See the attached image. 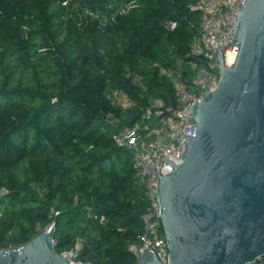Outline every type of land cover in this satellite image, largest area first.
Instances as JSON below:
<instances>
[{"label": "trees", "instance_id": "obj_1", "mask_svg": "<svg viewBox=\"0 0 264 264\" xmlns=\"http://www.w3.org/2000/svg\"><path fill=\"white\" fill-rule=\"evenodd\" d=\"M188 1L0 0V249L53 223L58 254L136 264L129 245L148 202L113 136L149 101L176 104L158 66L181 58L192 78L198 13ZM114 89L133 105L114 102Z\"/></svg>", "mask_w": 264, "mask_h": 264}, {"label": "water", "instance_id": "obj_2", "mask_svg": "<svg viewBox=\"0 0 264 264\" xmlns=\"http://www.w3.org/2000/svg\"><path fill=\"white\" fill-rule=\"evenodd\" d=\"M232 66L189 112L182 163L159 177L157 199L166 264H247L264 255V0H247L235 16ZM54 227L0 264H75L54 250ZM85 264V263H81ZM139 264H164L146 249Z\"/></svg>", "mask_w": 264, "mask_h": 264}, {"label": "built area", "instance_id": "obj_3", "mask_svg": "<svg viewBox=\"0 0 264 264\" xmlns=\"http://www.w3.org/2000/svg\"><path fill=\"white\" fill-rule=\"evenodd\" d=\"M246 2L247 0L188 1L189 9L198 13L197 19L190 21L196 34L186 54L196 58L190 62L192 78L188 77L181 58H177L173 66L157 65L159 73L173 85L176 104L164 105L158 99L149 101L142 109L139 120L121 127L113 136L116 144L124 146L131 153L133 167L144 187L148 202V208L142 216L143 231L139 235V243L129 245L136 264H139L146 249L152 250L162 263H167L168 249L164 233L160 230L158 179L170 174L183 161L186 134L195 135L196 131V124L188 120L190 108L203 94L217 86L221 67L219 50L227 66H232L237 57L239 46L231 40L235 34V16ZM198 60L202 61V65ZM110 97L123 108L133 105L122 91L115 90ZM53 214L51 211L50 217ZM52 226L53 223L46 229L49 230ZM60 255L75 264H91L77 260V249L63 251ZM247 264H264V255L257 256Z\"/></svg>", "mask_w": 264, "mask_h": 264}, {"label": "rangeland", "instance_id": "obj_4", "mask_svg": "<svg viewBox=\"0 0 264 264\" xmlns=\"http://www.w3.org/2000/svg\"><path fill=\"white\" fill-rule=\"evenodd\" d=\"M114 91L115 89L110 91L109 96H112ZM31 190L37 192L41 196L45 192L46 189L42 185L34 184L32 185ZM2 250H9V249H2Z\"/></svg>", "mask_w": 264, "mask_h": 264}]
</instances>
